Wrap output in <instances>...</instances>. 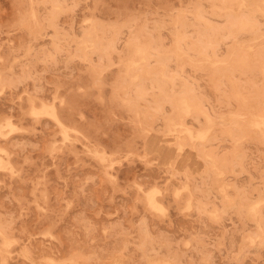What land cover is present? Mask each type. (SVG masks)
Listing matches in <instances>:
<instances>
[{
  "label": "rangeland",
  "instance_id": "374dc122",
  "mask_svg": "<svg viewBox=\"0 0 264 264\" xmlns=\"http://www.w3.org/2000/svg\"><path fill=\"white\" fill-rule=\"evenodd\" d=\"M0 159V264H264V0H0Z\"/></svg>",
  "mask_w": 264,
  "mask_h": 264
},
{
  "label": "bare ground",
  "instance_id": "6f19581e",
  "mask_svg": "<svg viewBox=\"0 0 264 264\" xmlns=\"http://www.w3.org/2000/svg\"><path fill=\"white\" fill-rule=\"evenodd\" d=\"M253 29V28H252ZM252 29H249V30H252ZM143 51V50H142ZM136 52V51H135ZM48 107V106H47ZM181 108V107H180ZM45 109V108H44ZM52 109V108H51ZM46 110V109H45ZM40 111V110H39ZM50 111V110H49ZM184 111V110H183ZM43 112H44V110H43ZM46 112V111H45ZM185 112V111H184ZM183 113V112H182ZM188 113V112H187ZM39 114V113H38ZM47 114L49 115V113H48V111H47ZM51 114V113H50ZM189 114V113H188ZM53 115V113L51 114V116ZM243 117V116H242ZM56 119V118H55ZM261 122V121H260ZM255 123V122H254ZM255 126V125H254ZM259 126H260V124H259ZM9 128V127H8ZM11 128V127H10ZM13 131V130H12ZM192 134V133H191ZM3 136V135H2ZM6 136V135H5ZM192 139H194V138H192ZM199 139V138H198ZM201 139V138H200ZM3 150V149H2ZM180 152V151H179ZM130 155V154H129ZM1 160V159H0ZM158 193V192H157ZM177 193V192H176ZM153 194V193H152ZM154 198V197H153ZM153 201V200H152ZM153 203H155V202H153ZM151 204H149V206H150ZM159 208V207H158ZM161 209V208H160ZM159 213V212H158ZM5 240V239H4ZM6 241V240H5ZM4 242V241H3ZM9 242V241H8ZM10 243V242H9ZM9 243H8V245H9ZM5 244V243H4ZM7 245V246H8ZM5 246V245H4ZM5 248V247H4ZM4 260V259H3ZM1 262H2V260H1ZM119 262V261H118ZM46 263V262H45ZM164 263V262H163Z\"/></svg>",
  "mask_w": 264,
  "mask_h": 264
}]
</instances>
